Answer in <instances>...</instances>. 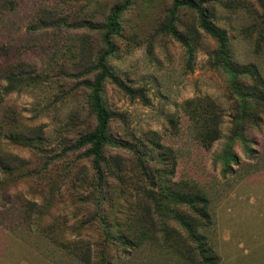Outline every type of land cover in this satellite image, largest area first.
<instances>
[{
  "label": "rangeland",
  "instance_id": "obj_1",
  "mask_svg": "<svg viewBox=\"0 0 264 264\" xmlns=\"http://www.w3.org/2000/svg\"><path fill=\"white\" fill-rule=\"evenodd\" d=\"M2 1L0 124L9 115L26 134L0 132V154L19 160L0 173V264H84L59 247L79 240L111 264H188L189 247L199 260L211 247L216 264H264V104L250 97L264 91V0H194L227 33L219 61L195 12L180 8L174 35L163 29L173 0H132L108 60L118 82L107 80L103 92L109 135L130 147L106 149L104 187L76 144L97 126L92 65L123 0H15L12 11ZM228 64L242 72L236 84ZM13 69L40 82L3 96ZM244 99L254 114L245 120ZM204 103L220 114L221 137L210 148L192 118ZM197 187L208 211L196 200L190 207ZM149 190L160 204L155 231L138 204Z\"/></svg>",
  "mask_w": 264,
  "mask_h": 264
},
{
  "label": "trees",
  "instance_id": "obj_2",
  "mask_svg": "<svg viewBox=\"0 0 264 264\" xmlns=\"http://www.w3.org/2000/svg\"><path fill=\"white\" fill-rule=\"evenodd\" d=\"M15 0H3L2 8L12 11L15 9L14 7ZM132 5V0H123L120 4L115 5L109 15L107 20V24L105 26V34L103 36V40L106 45V50L101 53L98 57L97 61L92 65L93 71H99L97 74L95 82L90 85V96H89V105L90 110L93 115L97 119V126L94 132L82 136L77 144V149H86V155L91 159L94 176L98 180V185L104 187V163H105V152L109 147L114 148H125L130 147L129 144H126L123 141L116 140L109 135V125L112 119V114L108 110L104 99L103 92L104 86L107 80H111L115 83L118 80L115 78L112 73L110 67L108 66L109 58L115 53V46L113 44V38L116 34H118L121 30L120 18L121 16L127 12ZM180 8H186L193 12H195L199 18V23L201 29L214 38L219 46V55H215L216 59L219 61L220 59H224L221 57L227 55L228 52V39L227 33L220 28H218L210 18L207 10L203 8V6L194 0H173V6L170 11L168 20L163 26L165 31H169L170 33H174L177 35L175 31V22L177 18V12ZM192 34V32H191ZM230 72H236L235 69L228 64ZM242 72H236L235 76V84L237 75ZM39 76H34L33 73H29L26 69L21 70H8V72L3 76V80L5 81V85L2 89L3 96H9L12 93L19 90L23 85L30 84L32 81H38ZM239 90V87L237 88ZM239 92L243 97H247L248 94ZM250 97L256 102L260 101L264 104V91L260 89H255L250 93ZM247 100H243V114L240 115L239 119H247L253 116V109L251 113L247 114V108H250L247 105ZM219 113V112H218ZM216 109L209 103H204L199 105L196 110L193 112L192 118L196 121H200L205 126V132L202 135L201 143H203L207 148L213 146V144L218 141L221 137L220 132V114H218ZM9 115H3L0 124V132L4 134L6 137L13 139H24V135L20 132H16V129L11 127L12 121L10 120ZM9 126V129L7 128ZM11 130V131H10ZM19 160L14 156L8 154H0V173L1 168L3 170L14 168L17 166ZM197 192L195 194L190 195L192 201L190 202V207L194 208L193 201L196 200V204H201L205 210H207V202L208 199L206 194L201 191L199 187H197ZM141 199L139 198L138 204L141 206V216L144 218V222L150 223V231H155L158 227L157 221L154 218V212L156 211L158 205V198L154 191L149 190L148 192H143L140 194ZM186 195V194H185ZM180 196V195H179ZM102 201H105V196L102 195ZM182 197V195L180 196ZM185 197V196H184ZM192 203V204H191ZM35 207L37 204H33ZM208 211V210H207ZM108 239H110L109 232H107ZM137 241V237L135 238ZM135 241H130L129 244L134 243ZM187 240L183 239L182 242ZM138 242V241H137ZM59 247L64 250H67L72 257H74L77 261L84 264H96V261H99V264H111L110 258L109 261L105 253L98 254L94 250L93 244L90 242H85L84 240H79L76 242H59ZM205 249V248H204ZM208 256L203 260H199L196 255V252L193 248L189 247L188 255L186 257V261L188 264H216L219 260L218 256L212 252L211 247L207 249ZM192 253V255H191ZM182 256L184 253L181 252ZM185 258V257H183Z\"/></svg>",
  "mask_w": 264,
  "mask_h": 264
}]
</instances>
